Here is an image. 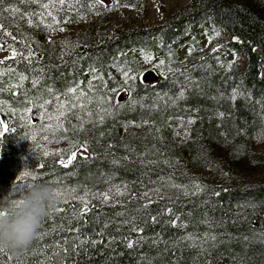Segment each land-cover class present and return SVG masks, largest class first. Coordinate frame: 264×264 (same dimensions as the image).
Listing matches in <instances>:
<instances>
[{"label":"trees","instance_id":"obj_1","mask_svg":"<svg viewBox=\"0 0 264 264\" xmlns=\"http://www.w3.org/2000/svg\"><path fill=\"white\" fill-rule=\"evenodd\" d=\"M77 1L84 13L101 2ZM29 6L0 0V36L29 54L0 63V120L7 126L0 132V212L35 185L59 195L31 243L0 249V264H264V184L246 187L227 172L222 182L200 186L180 161L194 148L205 147L206 155L218 146L236 162L251 140L264 143V0H191L163 24L78 35L54 54L28 51L29 39L16 31L14 20L24 25ZM75 19L58 14L64 26ZM214 30L227 41L201 53ZM231 53L244 56L242 69L226 58ZM145 57L159 61L154 83L136 71ZM129 69L133 85L116 88ZM76 86L88 95L84 108L66 109ZM24 107L31 116L62 117L74 141L53 155H25L24 134L39 130V121L5 118ZM183 116L194 119L192 138L176 143L168 120ZM141 121L145 130H135ZM95 186H105L104 195L84 205L74 199L75 191Z\"/></svg>","mask_w":264,"mask_h":264},{"label":"rangeland","instance_id":"obj_2","mask_svg":"<svg viewBox=\"0 0 264 264\" xmlns=\"http://www.w3.org/2000/svg\"><path fill=\"white\" fill-rule=\"evenodd\" d=\"M127 0H101V2H93L89 8L84 11L79 7L77 0H24L30 5L32 13L26 18V23L21 25L15 21V29L29 39L27 46L28 51H41L50 54L62 53L68 45L75 41L79 36L91 34L101 29H130L134 27H145L149 25L163 24L166 19L174 13L180 6L188 4L191 0H131L132 5L124 4ZM29 9V8H28ZM69 12L76 14L75 23L73 25L64 26L59 24L58 14ZM227 35L221 30H214L210 37L204 42L201 53L216 50L220 45L227 41ZM215 41V46L211 47V43ZM24 47L15 46L9 42H5L0 36V61L9 56L27 58L29 54H23ZM15 53V55H13ZM226 58L233 62L236 69H242L245 59L240 53L227 54ZM159 64L158 60L145 59L138 62L136 67L137 73L141 76L148 70H155ZM158 73V72H157ZM132 75L127 78L125 76L115 79L113 85L116 88L122 86H132ZM75 92H70L64 98V107L66 109L75 110L84 108L82 104L83 98L88 97L85 89L76 86L73 87ZM72 89V88H71ZM103 92V85L97 89ZM119 96L123 94L118 93ZM101 97H104L103 95ZM100 97V101L107 103V100ZM86 107V106H85ZM14 112V111H13ZM31 108L24 107L19 112V117L14 115H5L6 120L15 119L17 123L25 122L26 118L34 123L39 121V130H30L24 134L23 153L29 154H50L57 153L62 147L68 146L74 136L72 133L66 132L61 126L60 116L54 118L45 115V112L39 111L35 116H31ZM189 121H192L189 123ZM170 122V138L176 143H185L192 137L189 135V128L193 125L194 119L190 116L176 117L168 120ZM128 125V124H127ZM145 123L141 121L138 131L145 130ZM95 128H99L100 124H95ZM128 126H133L132 124ZM84 130V137L89 135ZM1 132V128H0ZM89 137V136H87ZM204 148H194L187 158H180L182 163V171L186 175H193L196 182L203 186L204 184H218L227 177L237 179L246 187L259 186L264 184V143L258 139L251 140L248 148L238 156L237 161L232 160V156L225 149L214 146L208 154L202 155ZM197 155V156H196ZM202 158L199 162L198 158ZM105 186H95L83 191H75L74 199L84 205L90 198L100 197L102 194L100 188ZM113 188H109L111 191ZM108 190V191H109ZM57 196V192H53ZM68 196V195H65ZM264 213V212H263Z\"/></svg>","mask_w":264,"mask_h":264},{"label":"clouds","instance_id":"obj_3","mask_svg":"<svg viewBox=\"0 0 264 264\" xmlns=\"http://www.w3.org/2000/svg\"><path fill=\"white\" fill-rule=\"evenodd\" d=\"M55 206V196L48 186H33L18 204L0 215V249L17 252L26 248L41 220Z\"/></svg>","mask_w":264,"mask_h":264},{"label":"snow or ice","instance_id":"obj_4","mask_svg":"<svg viewBox=\"0 0 264 264\" xmlns=\"http://www.w3.org/2000/svg\"><path fill=\"white\" fill-rule=\"evenodd\" d=\"M6 34H9V33H6ZM191 51V50H190ZM215 51V50H214ZM13 55H15V53H13ZM148 59L149 58H147V57H145V61L146 62H148ZM0 63H2V61H0ZM161 64H163V61H161ZM131 72V69H129L128 71H126V72H124L123 73V75L125 76V83H127V78L129 77V73ZM133 79L135 78V77H132ZM69 91L70 92H75V89L74 88H72V89H69ZM116 90L115 89H113V92H115ZM192 121H189V123H191ZM0 128H3L5 131L7 130V126L4 124V121L3 120H0ZM81 147H83L84 148V150L85 151H87V148H86V146H81ZM45 155H47V153H45ZM76 155H77V153L75 152V151H73L72 153H71V155L68 157V163H71L72 162V160L73 159H75L76 158ZM60 163L62 164V165H64V166H67L66 164H64V161L63 160H61L60 161ZM29 173H24V175H28ZM57 195H59V193H57ZM105 199H107V197H105ZM20 201H18V202H14V205H16V204H18ZM58 211H62V209H58ZM5 213H3V212H0V215H4ZM128 247L129 248H131L132 247V243L131 242H129V244H128Z\"/></svg>","mask_w":264,"mask_h":264},{"label":"water","instance_id":"obj_5","mask_svg":"<svg viewBox=\"0 0 264 264\" xmlns=\"http://www.w3.org/2000/svg\"><path fill=\"white\" fill-rule=\"evenodd\" d=\"M158 79H159V75H158L157 71H155L153 69L152 70H148V71H146L145 73L142 74V80L144 82H146V83H154ZM117 100L121 101L122 97L118 96ZM1 120H3V119L1 118Z\"/></svg>","mask_w":264,"mask_h":264}]
</instances>
